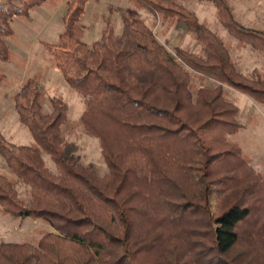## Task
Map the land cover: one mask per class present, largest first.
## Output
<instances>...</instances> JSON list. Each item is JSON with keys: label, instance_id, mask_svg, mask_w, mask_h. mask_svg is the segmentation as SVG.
Masks as SVG:
<instances>
[{"label": "trees", "instance_id": "1", "mask_svg": "<svg viewBox=\"0 0 264 264\" xmlns=\"http://www.w3.org/2000/svg\"><path fill=\"white\" fill-rule=\"evenodd\" d=\"M51 0H0V63L10 59L15 19ZM90 0H68L65 31L47 45L67 84L85 100V131L99 139L108 173L86 166L66 141L68 103L44 109L41 83L14 96L36 146L0 133V157L29 190L22 199L0 171V210L49 226L37 245L0 243V264H264V176L232 137L242 131L228 86L264 106V80L241 73L222 38L183 0H136L194 34L202 54L169 48L142 19L110 24L92 45L80 37ZM212 3L228 34L264 55V30L240 23L232 3ZM217 82L192 88L194 78ZM57 167L53 172L43 155ZM219 195L213 213L212 197Z\"/></svg>", "mask_w": 264, "mask_h": 264}, {"label": "rangeland", "instance_id": "2", "mask_svg": "<svg viewBox=\"0 0 264 264\" xmlns=\"http://www.w3.org/2000/svg\"><path fill=\"white\" fill-rule=\"evenodd\" d=\"M67 1L51 0L47 2L43 7L35 10L32 14V21L28 20L30 18L23 20L17 18L15 20V24H13L15 40L18 41L19 45L20 43L22 44V47L17 45L18 56L15 55L14 57V59H17L15 75L16 77L21 74L26 76L29 72L28 74L31 76L37 73V76L33 78H38L41 83L46 112H48L52 97H59L68 103L70 108L69 121L63 128L66 141L76 146V154L81 158V162L84 165L94 167L101 176H104L108 173V166L102 155L101 143L99 139L89 135L85 131L81 122V118L86 110L85 100L65 82L58 70L57 72L62 78V83L59 76L53 72L52 68L55 66V60L52 52L47 47L48 44H56L59 41V36L65 30V6L61 4ZM243 1L248 2L253 8H256V11L251 13V16L255 17V20L250 18L251 16L248 14L246 17L249 20L242 17L243 14H241L242 16L238 15L239 18L247 24H254L256 20L264 23V16L260 13L257 14V11L264 12V0ZM182 3L189 10L196 13L201 23H206L205 25L214 32L219 30V34L223 36L224 40L233 39L224 30L222 25L219 24L215 5L197 0H183ZM235 7L240 9L238 4ZM132 18L144 20L154 30L159 40L168 44L171 50L177 44V36L180 37L185 33V30L180 29L181 25L175 20H166L152 16L146 10L139 7L136 0H90L86 5V11L80 23V37L85 43L92 45L101 39L100 30L104 25L110 24L113 29L115 28L114 30L117 34H121L124 23ZM214 24L218 25L219 28L216 29ZM26 29L28 32L24 36L25 31H27ZM174 30H176L175 33ZM186 35L187 39L183 41L181 48L198 55L202 54V47L197 42L195 36H193L194 34L187 30ZM189 37H192V39L190 40ZM8 41V45L10 46L11 39ZM28 42H31L30 45H28ZM11 44L14 48V44ZM30 46L32 54H28L26 51ZM39 57L42 58V62ZM3 65L8 66L6 63H0L1 67H4ZM46 71L49 73L48 77H44ZM253 76H258L264 80L262 74H255ZM3 77L4 75L0 69V79L2 78L1 80H3ZM217 85V82L201 80L200 77L196 76L192 88L197 90L200 87L213 88ZM7 86L8 88H5L6 93L4 94L5 97L7 96L6 101L2 105L0 104V133L14 144L36 146L30 131L19 121L14 106V94L11 95L9 93V87L12 86L11 82ZM227 87H224L225 94L229 100L238 106L240 111L238 120L243 125L242 131L232 137V140L242 147L245 156L249 159L255 170L264 176V106L259 105L251 98L238 92L240 98L234 102L233 96L228 92ZM50 106L52 105L50 104ZM43 157L47 166L53 172H57V167L52 162L50 156L44 153ZM0 171L7 174L17 183L22 199L28 202L30 199L28 188L17 182L15 177L8 172L4 163L0 167ZM218 199L219 195L215 193L212 197L213 213L217 211ZM11 219L13 218L6 216L0 210V243L30 242L37 245L45 234L53 231L49 226L32 218L27 221V225H16L12 223Z\"/></svg>", "mask_w": 264, "mask_h": 264}, {"label": "crops", "instance_id": "3", "mask_svg": "<svg viewBox=\"0 0 264 264\" xmlns=\"http://www.w3.org/2000/svg\"><path fill=\"white\" fill-rule=\"evenodd\" d=\"M66 2L63 3L61 5L65 6ZM240 7V9L236 8L235 5H237ZM214 5V4H213ZM233 5V10H234V14L236 16V19L242 23L243 25L249 27V28H252V29H256V30H264V23L262 22H258L257 20L255 21L254 24L250 23V24H247L244 22V20H241L239 18L238 15H241L243 14L242 17L244 18H247L246 15L248 14L249 16H251V13L253 11H256V8H253L248 2H245L243 0H240V1H236V2H233L232 3ZM44 6V5H43ZM41 6V7H43ZM39 7V8H41ZM38 9V8H37ZM35 9V10H37ZM35 10L31 13L30 15V19L28 20H33L32 19V14L35 12ZM261 14L264 16V12L263 11H260L258 12L257 11V14ZM250 18H252L253 20H255V17L251 16ZM17 20V19H15ZM15 20L13 21V24H15ZM23 20V19H22ZM246 20V19H245ZM247 20H249L247 18ZM205 23V22H204ZM245 23V24H244ZM206 24V23H205ZM220 24V23H219ZM65 25V23H64ZM181 25V24H180ZM216 29H218V25L214 24ZM107 25H104L102 28H101V35H102V32L104 31L105 27ZM210 26V24H209ZM115 29V28H114ZM180 29L182 30H185L184 32V35H181L180 37L177 36V44L175 45L174 48H181V44L183 43V41L185 39H187V35H186V27L181 25L180 26ZM27 30V29H26ZM225 30V29H224ZM65 31V30H64ZM28 30L25 31V34L24 36L27 34ZM176 32V30H174V33ZM227 32V31H226ZM221 38L222 40L224 41V43L226 44L227 48L230 50V53H231V56H232V59L233 61L235 62V64L237 65V68L238 70L243 73L244 75H247V76H253L255 74H262L264 76V55L253 50L249 45H246V44H243L241 42H239L238 40H236L235 38L233 39H227L224 40L223 39V36L219 34V30H217L216 32ZM15 35V34H14ZM194 36V35H193ZM60 37V36H59ZM189 39L191 40L192 37H189ZM196 42V41H195ZM14 44V48L12 47V44ZM31 42H28V45H30ZM8 44H9V41H8ZM195 44V43H194ZM16 45V47H15ZM17 45L18 44V41L15 40V36H13L11 38V42H10V59L9 61L5 62L6 65L8 66H5L3 65L4 67H1L0 66V69L4 75L3 77V80H1L0 82V104L2 105L5 101H6V97L4 96V94L6 93V90L5 88H8V83L11 82V85L9 87V93L15 94L18 92V90L23 86V84L25 82H27L29 79H36V80H39L38 78H33L34 76H37V73L29 76V72L27 73L26 76H23L22 74L21 75H18L16 77L15 75V67H16V63H17V59H14L15 55L18 56V48H17ZM20 47H22V44L20 43L19 45ZM28 52V54H32V48L31 46L26 50ZM40 58V57H39ZM41 59V62L43 61L42 58ZM24 68V67H23ZM22 68V69H23ZM53 69V72L57 74V76H59V79L60 81L62 80V78L60 77V75H58V72H57V68L56 66H54ZM59 71V70H58ZM60 72V71H59ZM49 73L48 71H46V75L44 77H48ZM62 75V74H61ZM63 76V75H62ZM15 78V80H14ZM64 78V77H63ZM65 80V79H64ZM66 82V81H65ZM62 83V81H61ZM228 88V92L233 96V101L235 102L236 99L240 98V95L241 93H239L238 91L230 88V87H227ZM239 94H238V93ZM14 96H13V99H14ZM245 96V95H244ZM51 104V103H50ZM49 104V109H48V112H50L52 110V106H50ZM15 106V105H14ZM240 115V114H239ZM3 162L2 160L0 159V167L2 166ZM12 220V223L16 224V225H27V221L30 220V218H24V219H11ZM17 221V222H16ZM24 223V224H23Z\"/></svg>", "mask_w": 264, "mask_h": 264}]
</instances>
